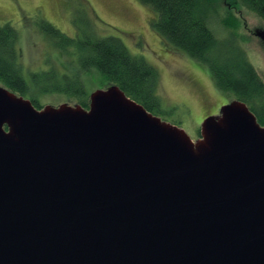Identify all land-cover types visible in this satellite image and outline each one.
<instances>
[{"label": "water", "instance_id": "water-1", "mask_svg": "<svg viewBox=\"0 0 264 264\" xmlns=\"http://www.w3.org/2000/svg\"><path fill=\"white\" fill-rule=\"evenodd\" d=\"M0 264H264V125L235 98L195 141L116 84H0Z\"/></svg>", "mask_w": 264, "mask_h": 264}, {"label": "trees", "instance_id": "trees-1", "mask_svg": "<svg viewBox=\"0 0 264 264\" xmlns=\"http://www.w3.org/2000/svg\"><path fill=\"white\" fill-rule=\"evenodd\" d=\"M264 20V0H237ZM158 12L153 28L163 41L206 65L217 87L247 103L264 125V81L242 44L239 27L226 13L222 0H141ZM230 8H232V4ZM219 18V25L212 26ZM40 30L66 55L62 67L25 71L20 60V33L11 23L0 24V82L14 92L29 96L41 109L40 95L62 93L89 108L93 88L85 76L101 75L156 115H168L158 93L159 73L140 55H133L117 36H98L90 22L69 35L46 19ZM180 122V120H178ZM175 124H179L176 121Z\"/></svg>", "mask_w": 264, "mask_h": 264}, {"label": "rangeland", "instance_id": "rangeland-1", "mask_svg": "<svg viewBox=\"0 0 264 264\" xmlns=\"http://www.w3.org/2000/svg\"><path fill=\"white\" fill-rule=\"evenodd\" d=\"M222 2L221 14L227 13L239 27L248 58L264 81V40L259 34L264 32V20L237 0ZM228 4H232V8ZM41 19L72 36L77 33L78 25L90 22L96 35L121 38L131 54L144 57L157 69L158 93L165 103L164 109L171 112L161 117L179 123L195 141L201 137L205 107L209 113L219 114L223 104L235 99L234 95L217 87L206 65L163 41L152 26L158 19V12L141 0H0V24L9 22L19 30L20 60L27 72L52 65L62 67L66 59V55L40 30ZM219 21V18L211 21L212 26L219 25ZM85 79L93 88L91 92L112 85L95 72ZM40 102L43 106L80 104L57 92L41 94Z\"/></svg>", "mask_w": 264, "mask_h": 264}, {"label": "flooded vegetation", "instance_id": "flooded-vegetation-1", "mask_svg": "<svg viewBox=\"0 0 264 264\" xmlns=\"http://www.w3.org/2000/svg\"><path fill=\"white\" fill-rule=\"evenodd\" d=\"M198 85V84H197ZM199 86V85H198ZM199 90L202 92V88H201V86H199ZM203 95V97H204V99H205V102L207 101V99H206V96H205V94L203 93L202 94ZM205 113H206V117L207 116H209V115H212L213 114V112H211V113H209V110L207 109V107H205ZM216 114V113H215Z\"/></svg>", "mask_w": 264, "mask_h": 264}]
</instances>
